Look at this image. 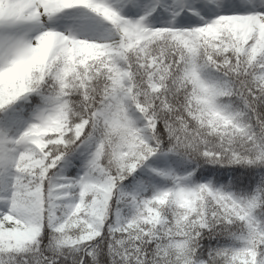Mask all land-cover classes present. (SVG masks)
Returning a JSON list of instances; mask_svg holds the SVG:
<instances>
[{"label":"snow or ice","instance_id":"snow-or-ice-1","mask_svg":"<svg viewBox=\"0 0 264 264\" xmlns=\"http://www.w3.org/2000/svg\"><path fill=\"white\" fill-rule=\"evenodd\" d=\"M0 264H264V0H0Z\"/></svg>","mask_w":264,"mask_h":264}]
</instances>
